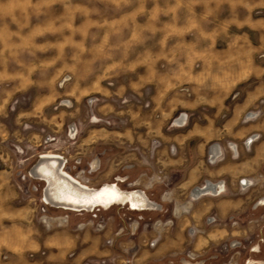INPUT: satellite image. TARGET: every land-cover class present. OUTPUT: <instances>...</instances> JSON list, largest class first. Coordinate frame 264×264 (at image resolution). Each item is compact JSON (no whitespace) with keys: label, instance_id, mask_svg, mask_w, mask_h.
I'll return each mask as SVG.
<instances>
[{"label":"rangeland","instance_id":"obj_1","mask_svg":"<svg viewBox=\"0 0 264 264\" xmlns=\"http://www.w3.org/2000/svg\"><path fill=\"white\" fill-rule=\"evenodd\" d=\"M253 1L0 0V264L18 260L20 240H41L73 218L52 207L42 219L46 183L29 174L41 155H58L85 186L127 176L117 185L132 190L136 174L124 165L176 145L185 166L161 155L155 162L176 183L205 169L202 141L206 151L218 140L227 146L243 132L245 112L264 116V7ZM180 116L184 130L171 127ZM190 129L196 135L184 139ZM174 191L183 199L181 187ZM263 196H233V209L201 201L191 216H219L214 229L194 232L189 244L176 235L179 246H135L136 235L124 233L106 246V260L264 264ZM105 210L106 238L124 222L121 210L136 217ZM66 231L69 242L75 233Z\"/></svg>","mask_w":264,"mask_h":264},{"label":"crops","instance_id":"obj_2","mask_svg":"<svg viewBox=\"0 0 264 264\" xmlns=\"http://www.w3.org/2000/svg\"><path fill=\"white\" fill-rule=\"evenodd\" d=\"M246 1L248 5H251L249 6L250 8L256 6L253 0ZM261 5L264 7V0ZM263 109L259 108L260 112ZM241 122L246 124V126L241 134L237 133L236 139L227 143V146L221 140L216 142L217 149L223 154L222 159L217 162V168L207 162V151L203 141L201 142L200 154L205 163V169H197L188 173L184 172L183 177L176 183L171 182L167 178H161L158 174L161 166L155 163L156 160H162L158 158L161 155V157L166 156L171 161V164L185 166L188 158L180 159L179 156L177 157L180 153V148L176 145L170 147L173 152H170V148H159L155 150L152 157L146 156L141 158L140 162L124 165L126 166L125 168L130 169V173L132 170L136 174L135 184L138 186V190L158 206L156 209L132 213L140 215L141 219L131 223L129 230L126 228V221L123 220L124 222L122 221L123 223L119 225V227H123L122 232L115 234L119 227L114 228L112 235L106 238L105 209L100 213L104 219L103 228L100 230L94 228L95 221L88 219V215L84 212L74 214L77 212L57 209L58 212L64 213L65 217H68V214L71 213L73 218H67L66 222L56 224L59 228L41 240L34 237H26L20 240L16 246L15 254H12L18 260L12 264H106V244L104 242L108 238L115 241L116 236H122L124 233L129 232L136 235L135 246H148V241L154 238H156L154 246H179L180 243L174 237L176 235L181 236V239L185 241L184 243L189 244L191 241L190 235L194 232H207L210 229H214L218 224L216 221L219 216L214 215L215 221L207 223L205 221L207 218L205 212L191 216L190 208L201 201L210 199L213 201L221 200L225 202L228 209H233L235 207L233 196H240L244 199H257L264 191V116H257L256 119L247 122L241 120ZM171 127H175L176 130L185 129L184 124H179L178 126L174 124ZM252 133L259 134V138L249 148H245L243 141ZM195 135L194 130L190 129L184 134V139L186 137L188 139L192 138ZM228 144H232L235 147L234 154L228 148ZM161 162L165 164V159ZM259 174L263 177L259 178ZM243 177L254 179L256 184L240 189L237 181ZM105 179V175L97 176L93 182H104ZM205 180L211 182L221 180L225 188L224 193L219 196H203L198 199H190V190ZM175 187H181L183 199L174 197ZM85 216H87V220L81 221ZM152 221H155V223H152ZM191 229L193 233H190ZM66 230H71L75 233V237L69 242L67 237H65L67 235ZM18 235L20 237L23 234L18 231ZM48 243L52 246H45ZM118 245L124 246V243L118 242L115 246ZM38 252L45 255V257L38 258ZM26 253L33 258L24 259ZM102 260L104 263L100 262Z\"/></svg>","mask_w":264,"mask_h":264},{"label":"bare ground","instance_id":"obj_3","mask_svg":"<svg viewBox=\"0 0 264 264\" xmlns=\"http://www.w3.org/2000/svg\"><path fill=\"white\" fill-rule=\"evenodd\" d=\"M183 117L175 119L174 124L176 126L181 124ZM228 148L234 154L235 147L228 144ZM63 165L64 163L58 155L43 154L29 171L32 178L46 183L43 201L53 208L71 212H88L96 207L108 209L113 205L120 204L126 205L134 211L158 207L138 189L123 190L115 183H103L95 188L85 186L68 175L63 170ZM120 181L123 182L122 179ZM254 249L257 250V246H254ZM183 260L191 262L187 259H182L181 262Z\"/></svg>","mask_w":264,"mask_h":264},{"label":"built area","instance_id":"obj_4","mask_svg":"<svg viewBox=\"0 0 264 264\" xmlns=\"http://www.w3.org/2000/svg\"><path fill=\"white\" fill-rule=\"evenodd\" d=\"M258 113H259L258 110L257 111H248L244 114L242 121H245V122L252 121V120L257 118ZM181 124H183V121L181 122ZM258 138H259V134H257V133L250 134L243 141L244 147L249 148ZM158 144H159V142L157 140H152V142H151L152 148L157 146ZM170 152H173L172 148H170ZM206 154H207L206 160L210 164H214V163L218 162L223 157L222 152L217 149L216 144L209 146ZM263 169H264V165H263ZM258 177L262 178L263 176L261 174H259ZM120 179H122L124 181L125 178L116 177L115 182L117 183L118 180H119L118 182H121ZM237 183H238V186L240 189H244V188H247L249 186L255 185L256 181L252 178L243 177V178L238 179ZM224 191H225L224 184L221 180L214 181V182L205 180L201 184H199L198 186H196L190 190L189 198L190 199H192V198L198 199V198L203 197V196H219V195L223 194ZM41 203H42V206L40 207V212L42 213V215H41L42 219H45L44 217H46V212H47L48 208H52V207L49 204H47L46 202L41 201ZM113 206H117L119 210L124 209L125 211L131 212V213L144 211V210L134 211V210L130 209L128 206L122 205V204L113 205ZM113 206H111V207H113ZM152 209H156V208L153 207ZM101 211H102L101 209L96 207V208L91 209L88 212H84V213H87L89 215V218L91 220L95 221L94 228L96 230L102 229L103 225H104L103 219H101L102 218L101 214H100ZM77 213H82V211L77 212ZM120 214L122 217H125L126 228H128V230H129V226L131 223H133L135 220L141 219L140 215H136V217L134 219L131 218L130 216H125L126 214L122 210H121ZM214 221H215L214 216L206 218L207 223L214 222ZM152 223H155V221H152ZM122 228L123 227H119L116 230L115 234L121 233ZM190 233H193L192 229L190 230ZM104 243L106 244V246H110L112 244V239H110V238L106 239ZM155 243H156V238L151 239L150 241H148V246L153 247ZM106 261L108 264H111V262L113 260L107 259ZM101 263H104V261L102 260Z\"/></svg>","mask_w":264,"mask_h":264},{"label":"flooded vegetation","instance_id":"obj_5","mask_svg":"<svg viewBox=\"0 0 264 264\" xmlns=\"http://www.w3.org/2000/svg\"><path fill=\"white\" fill-rule=\"evenodd\" d=\"M181 117V116H180ZM178 119V118H177ZM176 119V120H177ZM95 166H96V161H93L91 164H90V167L92 168V169H94L95 168ZM69 175V174H68ZM110 183H115V182H110ZM116 185H117V183H115ZM118 186V185H117ZM119 187V186H118ZM121 189V188H120ZM259 205H262V206H264V197H262L260 200H259ZM247 263L248 264H253V263H255L254 261H252V260H248L247 261ZM182 264H193V263H191V262H188V261H186V260H183L182 261ZM197 264H200V262H198Z\"/></svg>","mask_w":264,"mask_h":264}]
</instances>
